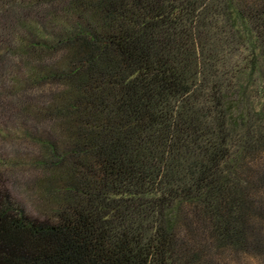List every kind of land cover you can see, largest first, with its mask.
Returning a JSON list of instances; mask_svg holds the SVG:
<instances>
[{"label":"trees","instance_id":"obj_1","mask_svg":"<svg viewBox=\"0 0 264 264\" xmlns=\"http://www.w3.org/2000/svg\"><path fill=\"white\" fill-rule=\"evenodd\" d=\"M10 131L0 264H264V0H0Z\"/></svg>","mask_w":264,"mask_h":264},{"label":"rangeland","instance_id":"obj_2","mask_svg":"<svg viewBox=\"0 0 264 264\" xmlns=\"http://www.w3.org/2000/svg\"><path fill=\"white\" fill-rule=\"evenodd\" d=\"M11 127L13 126H10V130ZM9 137V140H4L0 136V159L4 162L16 159L23 163V166L13 174L4 173L2 177L12 197L26 209L27 213L32 217L43 218V212L35 199L32 187L39 183L44 173L39 168L24 164L27 157L39 154L41 149L31 140L22 139L13 131H10Z\"/></svg>","mask_w":264,"mask_h":264}]
</instances>
